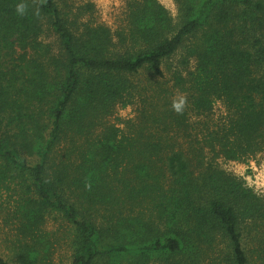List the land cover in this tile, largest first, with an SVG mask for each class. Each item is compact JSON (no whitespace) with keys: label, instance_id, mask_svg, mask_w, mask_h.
<instances>
[{"label":"trees","instance_id":"obj_1","mask_svg":"<svg viewBox=\"0 0 264 264\" xmlns=\"http://www.w3.org/2000/svg\"><path fill=\"white\" fill-rule=\"evenodd\" d=\"M173 1L177 21L132 0L111 32L67 0H0V185L21 180L0 264H53L50 212L69 264H264V198L215 164L264 150V0ZM131 96L135 125L93 134ZM215 100L223 122L193 134Z\"/></svg>","mask_w":264,"mask_h":264},{"label":"rangeland","instance_id":"obj_2","mask_svg":"<svg viewBox=\"0 0 264 264\" xmlns=\"http://www.w3.org/2000/svg\"><path fill=\"white\" fill-rule=\"evenodd\" d=\"M132 0H67V11L70 18L76 14L77 20L88 24H101L110 29L111 32L121 27L125 21L127 12V3ZM169 13L172 21H177V7L173 0H157ZM175 61L173 60L174 67ZM140 80L145 84L146 75H139L135 81ZM127 101L114 103L107 113H101L93 117V134H99L105 124H113L120 128L124 133L135 125L137 119V110L140 101L137 96L126 97ZM225 109L222 103L215 100L211 111L204 117L190 114L188 118L189 127L192 133L199 129L200 125L205 124L207 128L214 127L224 120ZM179 139L178 142H183ZM60 148V147H59ZM56 150V156L62 153L60 149ZM215 164L219 169L239 177L247 187H250L256 194L264 198V150L242 160H224L215 158ZM20 178H13L0 185V253L9 256L7 236L9 235V226L5 222L7 219L9 205L16 196L13 191L18 187ZM1 184V182H0ZM43 228L46 231H53L56 239L54 245L53 264H69L70 249L69 243L72 238L71 229L68 224L55 212H50L45 219ZM8 234V235H7Z\"/></svg>","mask_w":264,"mask_h":264},{"label":"clouds","instance_id":"obj_3","mask_svg":"<svg viewBox=\"0 0 264 264\" xmlns=\"http://www.w3.org/2000/svg\"><path fill=\"white\" fill-rule=\"evenodd\" d=\"M17 11L20 13V14H23L24 13V11H25V5H23V4H19V5H17ZM183 106H184V98H181L180 100H179V102H173V108L176 110V111H181L182 110V108H183Z\"/></svg>","mask_w":264,"mask_h":264}]
</instances>
